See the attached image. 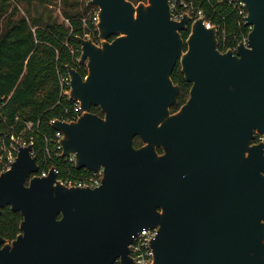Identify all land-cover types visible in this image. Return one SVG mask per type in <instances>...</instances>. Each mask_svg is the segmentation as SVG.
I'll return each instance as SVG.
<instances>
[{
	"label": "water",
	"instance_id": "1",
	"mask_svg": "<svg viewBox=\"0 0 264 264\" xmlns=\"http://www.w3.org/2000/svg\"><path fill=\"white\" fill-rule=\"evenodd\" d=\"M170 1L181 2H87L99 43L77 38L85 75L66 66L82 114L51 127L62 156L102 167V181L40 176L31 145L20 146L0 175V214L22 216L14 239L0 234V264H132L128 246L146 227L157 229L151 264H264V143H252L264 133V0H242L250 31L236 52L219 50L204 18L173 20ZM178 60L191 88L172 112Z\"/></svg>",
	"mask_w": 264,
	"mask_h": 264
},
{
	"label": "trees",
	"instance_id": "2",
	"mask_svg": "<svg viewBox=\"0 0 264 264\" xmlns=\"http://www.w3.org/2000/svg\"><path fill=\"white\" fill-rule=\"evenodd\" d=\"M54 1L0 0V118L5 119L7 125H15L16 132L21 128L16 117L22 121L39 122L33 148L40 168L47 145L43 135L53 134L50 120L62 116L61 108L56 106L59 73L66 74V66H74L73 55L65 43L79 47L77 38L83 37L86 31L82 18L94 8L81 0H58L60 13L68 20L67 24L52 15L50 5ZM187 1L202 9L214 24L220 25L229 45H235L250 31L227 1ZM181 34L186 39L188 31ZM81 73L86 74V70ZM172 79L180 85L178 102L181 105L188 97L189 84L183 79L179 65L175 67ZM3 126L1 122L0 127ZM133 144L139 145V139L135 138ZM71 172L79 175L83 171L71 167ZM21 218V214L11 211L9 206L3 208L1 236L14 239L19 233Z\"/></svg>",
	"mask_w": 264,
	"mask_h": 264
},
{
	"label": "built area",
	"instance_id": "3",
	"mask_svg": "<svg viewBox=\"0 0 264 264\" xmlns=\"http://www.w3.org/2000/svg\"><path fill=\"white\" fill-rule=\"evenodd\" d=\"M81 1H85L87 3L89 0ZM224 1H227V3H229L237 11L238 15L242 18L241 22L246 25L245 17L247 16V11L244 2L242 0ZM169 4L172 14L171 18L173 20H181L187 14L190 16L189 24L197 19L204 18L203 26L206 29L215 28L218 39V48L221 52H226L228 50L236 52L237 46L240 43L247 46L248 34L244 35L235 45H229L225 32L220 25L214 24L202 9L195 8L192 3L187 0H181L179 4L175 1H170ZM63 20L68 24L67 19ZM82 23L86 29L83 38L93 39V41L98 44V8L94 6L89 14L82 18ZM65 45L70 48L73 55V68L79 73L84 70L87 71L85 64L80 63V56L82 52L81 46L79 45V47H73L67 42ZM58 79L59 99L56 102V106L61 108L62 116L60 118L51 119L50 126L51 122L55 119L70 122L77 120V118L82 114L79 102L70 97L71 78L67 71L66 74L59 73ZM15 120L21 124V128L17 132L14 129L15 125H7L5 119L0 118V123L2 122L4 124L3 127H0V175L10 168L16 158L18 148L20 146L31 145V154L34 155V135L39 131V122L35 123L33 121H22L18 117H16ZM43 136L47 145L45 149V158L42 160V167L40 168L39 165V170L37 172L38 175L46 176L50 168H53L57 178L66 186L94 188L101 184L103 177L102 167L96 171L81 169L80 171L83 172L79 175L71 172V167H75V157L73 154L69 156H62V145L60 141L63 138V135L60 131L54 130L53 134ZM252 143H264V133L259 130H255ZM156 233V228L146 227L132 237L131 243L128 246L129 257L132 259V264H151L153 260L151 240L155 237ZM115 264H120L119 259L115 262Z\"/></svg>",
	"mask_w": 264,
	"mask_h": 264
},
{
	"label": "flooded vegetation",
	"instance_id": "4",
	"mask_svg": "<svg viewBox=\"0 0 264 264\" xmlns=\"http://www.w3.org/2000/svg\"><path fill=\"white\" fill-rule=\"evenodd\" d=\"M184 50H186V45H184ZM177 65H179V70H180V72H181V65H180V62H179V60L176 62V64H175V66H174V68H173V71H174V69H175V67L177 66ZM173 71H172V73H173ZM87 72V71H86ZM181 74H182V72H181ZM182 77H183V79L185 80V78H184V75L182 74ZM171 78H172V74H171ZM173 80V79H172ZM186 81V80H185ZM174 82V81H173ZM186 83H188L189 84V90H190V88H191V83H189V82H187L186 81ZM174 84H178V83H175L174 82ZM179 85V84H178ZM179 91H180V85H179ZM188 96H189V91H188ZM188 98V97H187ZM187 100V99H186ZM185 103V102H184ZM182 105V104H181ZM181 105H179V102H178V104H177V106H175L176 107V109L175 110H172L171 109V111L172 112H174V111H176ZM172 108V107H171ZM90 111H91V113H93V114H96L97 116H100V117H103V112L100 110V108L99 107H97V106H91V108H90ZM135 138H138V137H135ZM134 138V139H135ZM139 139V138H138ZM134 141V140H133ZM139 141H140V144L139 145H137V146H135L134 144V146L135 147H139V146H141L142 145V142H141V140L139 139ZM159 152H162V150H160L159 149Z\"/></svg>",
	"mask_w": 264,
	"mask_h": 264
},
{
	"label": "rangeland",
	"instance_id": "5",
	"mask_svg": "<svg viewBox=\"0 0 264 264\" xmlns=\"http://www.w3.org/2000/svg\"><path fill=\"white\" fill-rule=\"evenodd\" d=\"M94 7V6H93ZM50 9L52 11V15L58 19L59 22H64L63 16L59 10V1L55 0L52 5H50Z\"/></svg>",
	"mask_w": 264,
	"mask_h": 264
}]
</instances>
